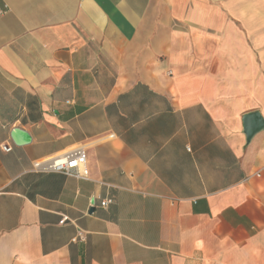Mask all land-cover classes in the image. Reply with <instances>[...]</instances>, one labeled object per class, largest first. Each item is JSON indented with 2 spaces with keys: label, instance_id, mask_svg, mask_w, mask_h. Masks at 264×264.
<instances>
[{
  "label": "crops",
  "instance_id": "0c3cea01",
  "mask_svg": "<svg viewBox=\"0 0 264 264\" xmlns=\"http://www.w3.org/2000/svg\"><path fill=\"white\" fill-rule=\"evenodd\" d=\"M250 112L264 0H0V264H264Z\"/></svg>",
  "mask_w": 264,
  "mask_h": 264
},
{
  "label": "built area",
  "instance_id": "2783aa9c",
  "mask_svg": "<svg viewBox=\"0 0 264 264\" xmlns=\"http://www.w3.org/2000/svg\"><path fill=\"white\" fill-rule=\"evenodd\" d=\"M0 149L9 152L11 146L1 145ZM86 164V151L82 147H77L49 158L35 160L32 162L31 170L35 173H61L66 176L82 177ZM111 203L112 199L106 198L99 202V206L105 208ZM64 221L65 218L61 220V223ZM72 241H84V233L77 232Z\"/></svg>",
  "mask_w": 264,
  "mask_h": 264
},
{
  "label": "water",
  "instance_id": "95a60500",
  "mask_svg": "<svg viewBox=\"0 0 264 264\" xmlns=\"http://www.w3.org/2000/svg\"><path fill=\"white\" fill-rule=\"evenodd\" d=\"M243 134L246 140H251L256 134L264 131V119L259 112H250L242 117ZM11 140L13 144L20 146L30 141L28 134L19 128L11 131Z\"/></svg>",
  "mask_w": 264,
  "mask_h": 264
}]
</instances>
